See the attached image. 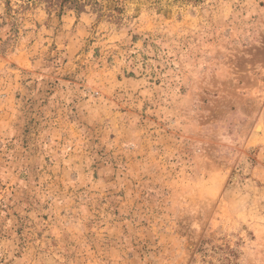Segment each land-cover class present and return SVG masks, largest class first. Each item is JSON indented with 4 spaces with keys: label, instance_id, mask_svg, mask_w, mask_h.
Instances as JSON below:
<instances>
[{
    "label": "rangeland",
    "instance_id": "rangeland-1",
    "mask_svg": "<svg viewBox=\"0 0 264 264\" xmlns=\"http://www.w3.org/2000/svg\"><path fill=\"white\" fill-rule=\"evenodd\" d=\"M0 0V264H264V0Z\"/></svg>",
    "mask_w": 264,
    "mask_h": 264
},
{
    "label": "trees",
    "instance_id": "trees-1",
    "mask_svg": "<svg viewBox=\"0 0 264 264\" xmlns=\"http://www.w3.org/2000/svg\"><path fill=\"white\" fill-rule=\"evenodd\" d=\"M60 2L59 6L62 7L63 5H65L67 0H58Z\"/></svg>",
    "mask_w": 264,
    "mask_h": 264
}]
</instances>
